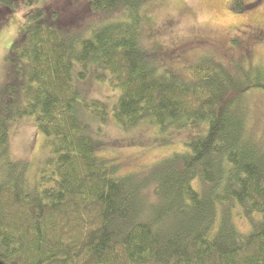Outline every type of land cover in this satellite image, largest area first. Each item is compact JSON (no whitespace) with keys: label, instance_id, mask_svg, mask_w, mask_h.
<instances>
[{"label":"trees","instance_id":"trees-1","mask_svg":"<svg viewBox=\"0 0 264 264\" xmlns=\"http://www.w3.org/2000/svg\"><path fill=\"white\" fill-rule=\"evenodd\" d=\"M74 1L0 0L1 24L28 7L0 93V263L264 264V142L247 128L260 64L203 55L174 70L144 45L147 0H88L98 18L80 22ZM231 2L245 12L262 0ZM91 66L119 89L111 115L79 94ZM25 117L48 150L34 172L11 147L10 127ZM108 118L125 130L207 126L187 150L126 172L89 133Z\"/></svg>","mask_w":264,"mask_h":264},{"label":"rangeland","instance_id":"rangeland-1","mask_svg":"<svg viewBox=\"0 0 264 264\" xmlns=\"http://www.w3.org/2000/svg\"><path fill=\"white\" fill-rule=\"evenodd\" d=\"M54 1L44 0L43 4L51 6ZM87 1L75 0L74 7L71 6L75 8L77 22L89 18L83 17L84 14H90L93 20L98 18L89 11ZM231 1H145L142 9L145 47L150 52L159 49V55H153L154 58L174 70L196 62L203 55H211L232 69L237 67L232 64L247 67L260 64L258 69L264 71V0L257 8L245 12L233 11ZM26 12L27 6H19L6 22L0 23V93L4 77L6 80V57L23 28ZM100 71L96 66H91L87 76L76 84L81 88V97L105 101L111 115L120 92L110 82L95 78ZM247 101V128L264 142V91L248 93ZM205 126L207 123L193 120L189 123L178 121L162 131L146 120L131 130H125L109 119L101 123L90 121L89 133L102 141L105 154L110 153L122 162L124 171L139 172L175 150H187L184 143L203 133ZM35 127L31 117L18 120L10 127L14 155L28 160L33 172L48 157L44 135Z\"/></svg>","mask_w":264,"mask_h":264},{"label":"water","instance_id":"water-1","mask_svg":"<svg viewBox=\"0 0 264 264\" xmlns=\"http://www.w3.org/2000/svg\"><path fill=\"white\" fill-rule=\"evenodd\" d=\"M0 264H3V263H0Z\"/></svg>","mask_w":264,"mask_h":264}]
</instances>
